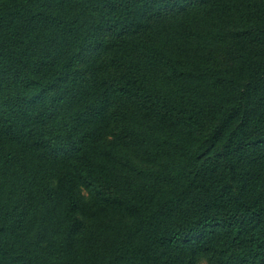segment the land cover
<instances>
[{
    "label": "trees",
    "instance_id": "1",
    "mask_svg": "<svg viewBox=\"0 0 264 264\" xmlns=\"http://www.w3.org/2000/svg\"><path fill=\"white\" fill-rule=\"evenodd\" d=\"M201 260L264 264V0H0V264Z\"/></svg>",
    "mask_w": 264,
    "mask_h": 264
},
{
    "label": "rangeland",
    "instance_id": "2",
    "mask_svg": "<svg viewBox=\"0 0 264 264\" xmlns=\"http://www.w3.org/2000/svg\"><path fill=\"white\" fill-rule=\"evenodd\" d=\"M96 50V47L89 48L85 58L88 59V56H91L94 52H96ZM198 264H208V262H206V260H201Z\"/></svg>",
    "mask_w": 264,
    "mask_h": 264
}]
</instances>
